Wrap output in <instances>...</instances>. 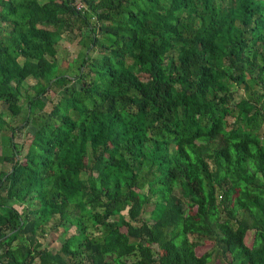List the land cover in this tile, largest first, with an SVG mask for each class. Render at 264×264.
<instances>
[{
	"label": "trees",
	"instance_id": "obj_1",
	"mask_svg": "<svg viewBox=\"0 0 264 264\" xmlns=\"http://www.w3.org/2000/svg\"><path fill=\"white\" fill-rule=\"evenodd\" d=\"M263 123L264 0H0V264H264Z\"/></svg>",
	"mask_w": 264,
	"mask_h": 264
},
{
	"label": "rangeland",
	"instance_id": "obj_2",
	"mask_svg": "<svg viewBox=\"0 0 264 264\" xmlns=\"http://www.w3.org/2000/svg\"><path fill=\"white\" fill-rule=\"evenodd\" d=\"M91 22L94 23L95 20L91 18ZM88 34V30L86 28H83L81 32H69V31H63L59 38L57 39V46H58V53H57V60L59 62H64L63 64H68V67H70V71L68 74L74 76V74L77 71L78 65L80 63L81 56L83 53L86 52V47L84 45V40L82 39V36H86ZM89 56H96L97 52L88 50L86 52ZM62 82V81H60ZM35 84V80L33 78H28L25 83L24 87L27 88L28 86H32ZM64 87L57 86L52 87L51 90L46 95L47 97H44V101L46 102V105L44 107L45 111H48L51 109L52 105L61 97V94L63 92ZM27 93H31V91H28ZM25 94V93H24ZM20 105L22 107V112L17 117H7V121L11 126H23V129L18 131L16 133V137L14 138V141L22 146V155L25 153L28 144L31 140V134L33 132L32 127L28 124L22 125V118L24 117V114L26 113L28 103L24 96L21 97ZM264 130V123L263 128ZM2 147L0 144V153H1ZM24 206L25 204H21ZM21 205H16L17 208L22 207ZM146 218V217H145ZM75 227H70L69 232H73ZM252 231L248 232V235L245 238V243L247 245L251 244L252 240ZM64 232L61 229H54L50 230L47 229L46 235L41 238L40 241L47 243L49 246H59L61 242H63L64 238ZM15 245V244H14ZM211 244L209 243H201L198 247H196V253L197 255H202L205 252H211ZM205 257H208L210 260L209 264H222L219 259H215L212 256V253L207 254Z\"/></svg>",
	"mask_w": 264,
	"mask_h": 264
},
{
	"label": "built area",
	"instance_id": "obj_3",
	"mask_svg": "<svg viewBox=\"0 0 264 264\" xmlns=\"http://www.w3.org/2000/svg\"><path fill=\"white\" fill-rule=\"evenodd\" d=\"M76 6L77 8H81L82 5L80 4V2H77Z\"/></svg>",
	"mask_w": 264,
	"mask_h": 264
}]
</instances>
